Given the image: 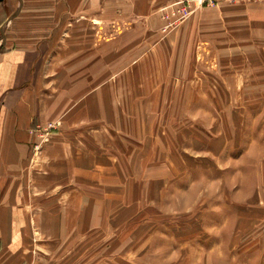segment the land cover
Instances as JSON below:
<instances>
[{
	"label": "crops",
	"instance_id": "1",
	"mask_svg": "<svg viewBox=\"0 0 264 264\" xmlns=\"http://www.w3.org/2000/svg\"><path fill=\"white\" fill-rule=\"evenodd\" d=\"M171 1L0 0V264H139L126 246L141 242L156 264L150 205L137 204L124 230L122 203L46 205L30 191L76 192L79 182L85 193L95 184V195H124L125 178L165 179L157 164L170 172L159 133L172 117L218 120V87L234 82L236 59L264 52V2L205 6L165 29ZM57 123L43 145L39 129ZM149 186L143 193L156 195Z\"/></svg>",
	"mask_w": 264,
	"mask_h": 264
},
{
	"label": "rangeland",
	"instance_id": "2",
	"mask_svg": "<svg viewBox=\"0 0 264 264\" xmlns=\"http://www.w3.org/2000/svg\"><path fill=\"white\" fill-rule=\"evenodd\" d=\"M256 55L247 62L236 59L234 82L230 77V88L222 83L218 87L220 98L214 101L218 120L206 114L172 117L171 131L159 133L166 155L171 151L170 172H164L162 164L156 165L161 170L157 177L165 175V179L125 178L124 195L117 196L95 195L102 190L95 184H86L87 193L79 182L73 185L76 192L61 188L52 193L49 187L38 190L33 184L30 202L52 205L88 199L86 202L122 203L120 226L125 225L124 230L138 215L133 211L137 204L150 205L156 224L154 263L264 264V52ZM223 90L233 91V98L225 99ZM210 102L199 100L197 105L207 109ZM55 134L51 131L42 144L50 143ZM145 182L156 195L143 193ZM90 191L93 193L87 197ZM210 223L222 227L217 232ZM107 232L115 235L110 228ZM91 235L103 234L95 229ZM147 246L129 243L126 249L133 247L140 255L139 264H149L142 257ZM93 264H100L98 256H93Z\"/></svg>",
	"mask_w": 264,
	"mask_h": 264
},
{
	"label": "built area",
	"instance_id": "3",
	"mask_svg": "<svg viewBox=\"0 0 264 264\" xmlns=\"http://www.w3.org/2000/svg\"><path fill=\"white\" fill-rule=\"evenodd\" d=\"M222 2L239 3V2H264V0H172L164 5L160 12L161 17L166 21L164 28L170 29L183 23L194 11L205 6H218ZM56 124L47 127H41V143L45 142L50 136L52 129ZM51 130V131H50Z\"/></svg>",
	"mask_w": 264,
	"mask_h": 264
}]
</instances>
